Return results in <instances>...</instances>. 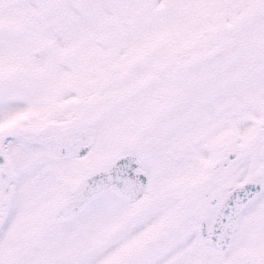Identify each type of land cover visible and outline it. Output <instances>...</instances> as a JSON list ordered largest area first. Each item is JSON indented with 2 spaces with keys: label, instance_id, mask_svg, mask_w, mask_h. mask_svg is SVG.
Returning a JSON list of instances; mask_svg holds the SVG:
<instances>
[{
  "label": "snow or ice",
  "instance_id": "snow-or-ice-1",
  "mask_svg": "<svg viewBox=\"0 0 264 264\" xmlns=\"http://www.w3.org/2000/svg\"><path fill=\"white\" fill-rule=\"evenodd\" d=\"M0 264H264V0H0Z\"/></svg>",
  "mask_w": 264,
  "mask_h": 264
}]
</instances>
